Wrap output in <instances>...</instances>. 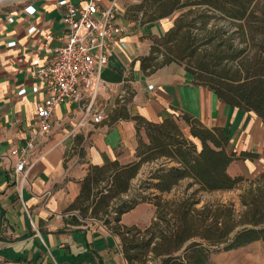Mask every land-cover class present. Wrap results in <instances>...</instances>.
Masks as SVG:
<instances>
[{
	"label": "crops",
	"instance_id": "obj_1",
	"mask_svg": "<svg viewBox=\"0 0 264 264\" xmlns=\"http://www.w3.org/2000/svg\"><path fill=\"white\" fill-rule=\"evenodd\" d=\"M111 2L101 0L104 5ZM117 2L122 8L120 20L127 25L122 35L126 46L110 53L102 71L95 105L104 110L105 118L95 123L82 103H61L54 111L51 129L40 133L36 103L47 94L43 89L32 91L38 80L29 63H47L53 49L63 44V7L58 0H0L1 259L22 257L34 264H129L120 237L102 221L83 218L71 205L92 166L139 159V138L148 140V136L144 127L139 132L135 116L153 122L173 118L191 138L185 116L205 127L221 128L229 137L228 151L249 154L231 162V175L256 177L264 170V119L221 99L185 64L163 61L164 55L155 52L154 46L173 26L170 15L147 20L138 8L144 0ZM28 5L36 12L28 13ZM30 25L39 30L29 33ZM22 87L27 93L20 95ZM29 138H35V147L22 178L23 173L15 171L18 158L11 150L21 148ZM145 168L146 164L138 177ZM155 209L154 204L141 202L125 212L121 222L140 226L147 219L146 226ZM74 216L83 223H75ZM244 261L256 264L252 256Z\"/></svg>",
	"mask_w": 264,
	"mask_h": 264
},
{
	"label": "trees",
	"instance_id": "obj_2",
	"mask_svg": "<svg viewBox=\"0 0 264 264\" xmlns=\"http://www.w3.org/2000/svg\"><path fill=\"white\" fill-rule=\"evenodd\" d=\"M144 1L138 8L143 10V17L147 20L165 17L191 6L165 32L158 46H154L158 53L160 44L175 43L162 52L164 62L177 61L176 57L186 55L182 39L178 40L175 34L176 29L182 26L183 16L197 7L194 5H207L210 10L237 20L246 46L234 49L229 56H216V59L240 58V67L233 77L240 78L245 71L243 82L225 86L220 79L228 76L218 74L200 59L195 61V68L186 67L221 99L245 110H253L264 119L262 0ZM258 36L261 39L254 43ZM223 44L232 46L228 38ZM134 118L139 132L144 127L148 136V140L142 136L139 138V159L127 164L115 160L92 166L71 205V209L78 210L83 218L102 221L120 237L122 251L129 264H208L214 247L229 250L264 239V170L255 178L231 175L228 171L231 162L249 154L243 152L238 155L228 151L229 137L223 129L205 127L196 119L185 116L191 126V138L173 118L168 117L161 122L141 116ZM144 164L147 169L138 177ZM236 188L242 190L238 196L239 207L231 200L202 203V192ZM141 202H150L156 207L150 224L122 223V215ZM74 221L83 223L77 216H74ZM0 262L34 264L22 257L0 258Z\"/></svg>",
	"mask_w": 264,
	"mask_h": 264
},
{
	"label": "built area",
	"instance_id": "obj_3",
	"mask_svg": "<svg viewBox=\"0 0 264 264\" xmlns=\"http://www.w3.org/2000/svg\"><path fill=\"white\" fill-rule=\"evenodd\" d=\"M58 4L63 7L64 42L53 49L47 63H29L32 76L38 80L32 91L36 93L43 89L47 94L36 103V124L40 133L51 129L54 111L61 103H82L85 114L95 123L105 118L104 110L95 105L102 71L110 53L117 47L126 46L122 35L126 33L127 25L120 20L122 8L117 0H112L109 5L102 4L101 0H58ZM25 10L31 14L36 12L32 5L26 6ZM13 19L9 18L10 21ZM38 30L36 25L28 28L29 33ZM14 43L10 42L11 45ZM18 93H27V88L22 87ZM34 147L35 138H29L24 146L11 150L18 158L15 171L23 173L22 178Z\"/></svg>",
	"mask_w": 264,
	"mask_h": 264
},
{
	"label": "rangeland",
	"instance_id": "obj_4",
	"mask_svg": "<svg viewBox=\"0 0 264 264\" xmlns=\"http://www.w3.org/2000/svg\"><path fill=\"white\" fill-rule=\"evenodd\" d=\"M262 4L264 6V0H262ZM194 6L197 7L183 16L182 26L176 29L177 32L175 35L178 40L182 39V46L185 47L184 53L186 52L184 57H176L177 62L195 68V61L200 59L207 62L210 68L215 70L218 74L228 76L221 79L218 78L225 86L232 87L239 85L245 79V71L240 78L233 76L240 67V58L232 59L230 57H225L216 59V56H229L234 52V49L246 46V42L242 41L239 32L238 21L218 11L210 10L207 5ZM190 7L191 6H188L171 14L170 16L173 18L174 23L176 19ZM227 38L232 46L223 44ZM260 39V36L256 37L254 43H258ZM158 43L156 44L157 46ZM174 44V42L160 44L161 51H159L158 54L165 52L168 46L173 47ZM249 50L250 48L248 51ZM252 52L253 50L251 53ZM163 58L165 57L163 56ZM184 131L187 135L190 134L187 130ZM145 169H147V166ZM246 176H248V178H255V175L250 173L246 174ZM241 191L240 188H236L229 191L219 190L214 192H202V203L207 200H221L224 202L231 200L236 202V207H239L238 196ZM146 220H143V222L145 223ZM144 223L140 226H144ZM213 251L211 260L208 264H232V261H236L237 264H247L246 261H244L246 256H252L253 259L256 260V264H264V239L253 241L242 247H237L236 249L223 250L222 248L214 247ZM0 264L7 263L0 262Z\"/></svg>",
	"mask_w": 264,
	"mask_h": 264
}]
</instances>
